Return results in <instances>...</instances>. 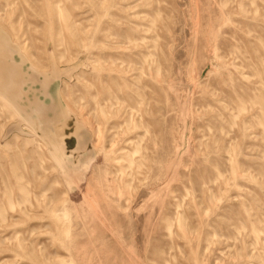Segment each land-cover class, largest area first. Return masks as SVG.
Here are the masks:
<instances>
[{"label": "rangeland", "instance_id": "1", "mask_svg": "<svg viewBox=\"0 0 264 264\" xmlns=\"http://www.w3.org/2000/svg\"><path fill=\"white\" fill-rule=\"evenodd\" d=\"M0 264H264V0H0Z\"/></svg>", "mask_w": 264, "mask_h": 264}]
</instances>
